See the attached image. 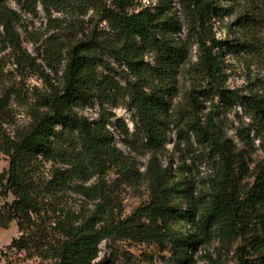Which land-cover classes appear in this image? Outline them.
<instances>
[{"label":"trees","instance_id":"16d2710c","mask_svg":"<svg viewBox=\"0 0 264 264\" xmlns=\"http://www.w3.org/2000/svg\"><path fill=\"white\" fill-rule=\"evenodd\" d=\"M5 1L0 0V10L2 15L7 14L6 39L20 47L19 36L8 17V13L15 11L6 7ZM62 1L41 0L46 7ZM229 1L235 0H179L189 29L195 31L199 42L198 65L207 82L206 91L227 106L241 95L225 88L223 60L214 52L226 43L211 37L212 44L207 46V40L211 17L231 13ZM132 3L113 0L101 6L111 32L103 37L93 32L90 38L70 48L62 88L48 96L45 110L27 129L13 135L7 131L5 125L11 118L9 97L0 98V155L9 158L8 168L0 172V185L3 195L14 196L12 202L0 207V227L8 228L16 221L20 232L8 248L26 250L30 256L51 264H115L106 257L96 260L104 240L162 244L171 241L177 252L187 253L218 231L228 241L252 234L260 263L243 260L245 264H264V159L254 170L251 186L243 188L242 179L249 171L247 163L212 115L207 127L196 121L190 124L216 154L218 165L208 201L190 202L187 215L181 214L176 201V193L181 190L170 183L169 170H160L153 161L151 199L129 216L123 217L117 208L104 177L110 169L117 168L135 178V162L115 144L108 127L113 112L101 103L99 117L91 120L80 115L77 107L92 97L107 99L93 92L102 86L97 67H110L106 56L122 61L135 78L129 81L125 94L136 110L146 144L159 148L163 126L171 116L172 98L177 93V67L187 59L186 46L174 36L182 29L180 21L173 17L159 19L148 9L131 10ZM153 51L157 55L154 64L145 62L146 54ZM243 96H249L248 103L264 120L263 101L251 97L258 95ZM43 161L53 162L48 171ZM93 177L98 181L88 185ZM69 191L83 195L94 207L87 211L68 208L62 199ZM178 218L197 225L200 233L187 239L174 238L172 228Z\"/></svg>","mask_w":264,"mask_h":264},{"label":"rangeland","instance_id":"374dc122","mask_svg":"<svg viewBox=\"0 0 264 264\" xmlns=\"http://www.w3.org/2000/svg\"><path fill=\"white\" fill-rule=\"evenodd\" d=\"M113 0H63L61 4L43 5L41 0L25 3L6 0L5 6L15 13H8L10 22L19 36L20 47L6 39L7 14L0 10V98L9 97L11 118L5 128L10 134L27 129L45 110V101L62 88L63 75L70 48L87 40L92 33L107 36L111 28L103 19L101 6ZM131 10L148 9L159 19L173 17L180 21L182 29L174 33L187 49V59L177 67V93L172 98L171 116L163 126V142L159 148L146 144L136 110L125 94L132 71L122 61L106 56L108 66H98V80L102 86L94 88L95 96L77 107V112L91 120L97 119L104 107L114 113L108 127L115 144L135 162L136 177L124 175L112 168L104 177L117 208L123 217L147 203L152 195L151 165L171 173L170 183L181 191L176 193L181 214L187 215L190 202L204 203L209 199L211 180L217 169L216 154L207 142L190 127L193 121L207 127L210 115L233 141L249 171L242 179V187L248 188L254 180V170L264 159V120L254 111L243 95L257 94L264 106V0L229 1V14L211 17V37L226 43L215 48L223 60L224 86L238 92L231 105L218 96L208 94L207 82L200 73L198 61L201 55L195 31L190 30L188 18L179 0H132ZM238 44V45H237ZM155 51L148 52L145 62L154 64ZM194 98V99H192ZM48 171L52 161H43ZM59 165V164H57ZM9 166V158L0 155V172ZM98 181L93 177L87 184ZM0 185V207L12 202V193L3 195ZM63 204L76 211H87L94 203L83 195L69 191L63 196ZM174 238L187 239L199 234L197 225L178 218L172 228ZM19 227L12 221L8 228L0 227V261L4 264H51L38 256H30L26 250L9 249ZM252 234L228 241L218 231L187 253L177 252L174 242L165 244L136 243L130 240L108 239L100 244L97 261L110 258L115 264H245L243 259L257 260L259 254L253 248ZM5 252L3 255L2 252ZM0 262V263H1Z\"/></svg>","mask_w":264,"mask_h":264},{"label":"crops","instance_id":"0c3cea01","mask_svg":"<svg viewBox=\"0 0 264 264\" xmlns=\"http://www.w3.org/2000/svg\"><path fill=\"white\" fill-rule=\"evenodd\" d=\"M1 262V261H0ZM0 264H4V262H1Z\"/></svg>","mask_w":264,"mask_h":264}]
</instances>
